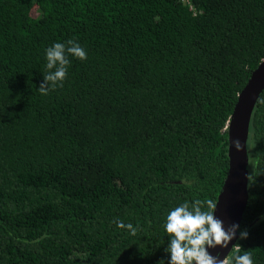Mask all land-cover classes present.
<instances>
[{
    "label": "trees",
    "instance_id": "16d2710c",
    "mask_svg": "<svg viewBox=\"0 0 264 264\" xmlns=\"http://www.w3.org/2000/svg\"><path fill=\"white\" fill-rule=\"evenodd\" d=\"M70 39L88 58L42 95L46 49ZM263 59L264 0H0V264H169L166 217L217 201ZM247 152L236 244L264 264V90Z\"/></svg>",
    "mask_w": 264,
    "mask_h": 264
},
{
    "label": "clouds",
    "instance_id": "9594fccd",
    "mask_svg": "<svg viewBox=\"0 0 264 264\" xmlns=\"http://www.w3.org/2000/svg\"><path fill=\"white\" fill-rule=\"evenodd\" d=\"M69 56L80 60H87V52L75 40H68L67 43H55L46 49V69L43 74V82L39 85L38 91L42 95H48L57 87H63L67 79ZM237 150L241 149L240 141H235ZM248 180L255 183L253 174ZM218 201L213 199L194 202H184L171 210L167 217L164 228L170 237V243L166 249L170 253L169 264H255L250 251L240 252L241 245L235 244L231 251L237 253L234 256L227 255L220 259L219 255L213 256L209 249L217 247L227 248L232 240L236 239L239 232L240 239H247L248 231L241 230L239 224H233L228 228L224 222L215 215ZM114 223L120 229H126L135 236L139 226L131 223L125 224L122 220H115ZM160 264H164L163 261Z\"/></svg>",
    "mask_w": 264,
    "mask_h": 264
},
{
    "label": "water",
    "instance_id": "95a60500",
    "mask_svg": "<svg viewBox=\"0 0 264 264\" xmlns=\"http://www.w3.org/2000/svg\"><path fill=\"white\" fill-rule=\"evenodd\" d=\"M264 90V59L252 71L247 83L238 95L237 102L228 123V155L229 170L223 186L218 195L217 211L215 215L224 222L226 228L233 224H241L245 211L249 189V158L247 152V140L249 123L255 103ZM239 140L241 149L237 150L235 141ZM232 240L227 248L217 247L209 249L213 256L219 255L223 259L230 254L232 246L236 244Z\"/></svg>",
    "mask_w": 264,
    "mask_h": 264
},
{
    "label": "rangeland",
    "instance_id": "374dc122",
    "mask_svg": "<svg viewBox=\"0 0 264 264\" xmlns=\"http://www.w3.org/2000/svg\"><path fill=\"white\" fill-rule=\"evenodd\" d=\"M35 11H33V13H34Z\"/></svg>",
    "mask_w": 264,
    "mask_h": 264
}]
</instances>
